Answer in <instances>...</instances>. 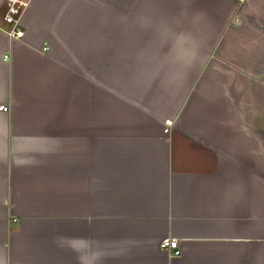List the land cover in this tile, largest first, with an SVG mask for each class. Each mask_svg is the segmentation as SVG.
<instances>
[{
	"label": "crops",
	"instance_id": "0c3cea01",
	"mask_svg": "<svg viewBox=\"0 0 264 264\" xmlns=\"http://www.w3.org/2000/svg\"><path fill=\"white\" fill-rule=\"evenodd\" d=\"M17 1L0 264H264V0Z\"/></svg>",
	"mask_w": 264,
	"mask_h": 264
},
{
	"label": "built area",
	"instance_id": "2783aa9c",
	"mask_svg": "<svg viewBox=\"0 0 264 264\" xmlns=\"http://www.w3.org/2000/svg\"><path fill=\"white\" fill-rule=\"evenodd\" d=\"M240 1V0H239ZM7 2V11L4 15V18L7 22L17 25L18 19L16 18L20 14L21 8L24 6L20 4L17 0H6ZM11 36H22V33L19 31L12 30L9 32ZM7 58V57H6ZM1 110L6 111V106H1ZM171 123L166 122L165 132H168ZM162 249H164L170 257H179L181 255V249L177 239L166 238L163 239L160 243Z\"/></svg>",
	"mask_w": 264,
	"mask_h": 264
}]
</instances>
